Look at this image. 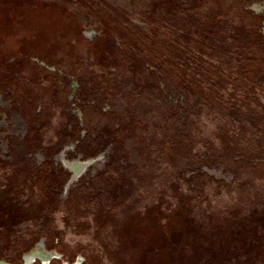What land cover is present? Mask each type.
<instances>
[{"label":"rangeland","instance_id":"374dc122","mask_svg":"<svg viewBox=\"0 0 264 264\" xmlns=\"http://www.w3.org/2000/svg\"><path fill=\"white\" fill-rule=\"evenodd\" d=\"M206 1L214 6V10L213 13L208 10L209 15H202L203 22L205 24L214 22L212 26L214 31L230 28L231 26L227 25L224 20L215 22L222 16L229 15L227 11L230 7L226 4L227 2L225 0ZM253 1L249 0L250 3ZM184 4V0H0V60L2 61L14 57L16 61L20 62L24 58L20 56L19 51L28 50L27 52L30 54H40L44 50L46 51L48 43L52 44L57 37L62 42L64 36L69 35L67 29L73 31V21L77 20L85 24L84 28L88 39H95L96 45L92 48L91 54L84 58V63L90 66L93 64L91 59L94 58L96 64H99L101 69L107 72L104 74L109 73L112 77L116 75L115 78L120 77L121 81L115 82L113 87L116 92L110 96L113 97L110 100H107L103 93H97L101 98L98 101L101 109L106 107L115 113L105 117H111L114 120L113 125L103 127L102 130L114 139L118 149L121 147L119 141L121 138H125V140L133 138L135 142L139 143L138 147L130 146V149L124 153L122 150H118V162H125L127 168L123 174V185L118 192L117 204L123 203L126 199H132L129 208L122 212L123 215H117L113 212L114 210L102 209L94 217L95 224L89 230L93 232L91 235L93 240L102 244L101 256L99 253L93 255V248H90L89 243L76 245L61 243L63 248L59 250H65L71 263L74 258L77 260L79 257L81 260L86 258V261L78 260L76 264H80V261L81 264H105V262L106 264H264V199L260 200L258 196H252L257 199L250 202V206L236 207L228 214L231 216L230 218L217 219L214 224L210 225H206L205 217H202L201 222L195 221L192 207L188 202H182L177 209L171 211L177 204V199L167 191L168 178L171 179L173 174L169 173L166 168L163 169V161L167 156L168 161L175 166L174 169L180 166L176 164L177 158H182L179 159L181 161L189 159L186 165H192L193 168L199 169L201 165H212L217 160L210 172L227 180H230L234 175L241 179L247 164L245 161H239L238 155H233L231 159L229 155L221 156L222 149L213 150L209 143H213L217 139L210 137L198 141L197 137L200 135V131L198 128L194 130L193 124L191 126L193 116L189 115L187 122L183 117L180 123L182 129L184 125H188L192 131L194 130L193 134H190L191 137L187 138L183 135V131L181 136L176 135L177 131H175L176 134L174 133V130L177 129L174 126L175 119L180 115L176 114L175 117L170 109L165 112V126L156 123L157 119L153 112L145 117L142 115V112L148 113L157 107L159 79H161V83L165 82L168 89L166 73L173 72L175 74L174 64L169 58V54L155 50L156 46L161 45L164 50H167V47L171 48L170 54L173 55L176 49H180L184 66L188 67L192 63H195L193 66H197L199 61L200 64L203 63L201 56L192 54L193 51L188 50V45L183 48V39L189 40L192 38L191 35H194L191 26L183 27L179 25L178 21L169 25L167 24L168 15L156 17L155 12L159 9L175 13V10L183 7ZM196 4H198L197 0H192L187 2V7H194ZM202 8L206 10V8ZM142 9L146 12L141 13ZM259 9L262 11L264 6H260ZM121 10L132 14L135 19L140 18L136 14L137 12L143 15L142 20L144 17L148 19L144 23L139 20L136 23L127 19ZM191 18L193 19V16ZM95 19L101 20L102 24H108L109 29L105 30L102 26H96L93 23ZM150 21H158L156 30L148 31L150 26L148 27L147 24ZM124 24L127 25L126 28ZM139 29L143 31L140 32ZM128 31L130 32L129 36L126 35ZM55 33L58 34L55 35ZM241 33L243 32L240 30ZM236 38L240 39L239 31ZM81 45L82 48L87 47L84 43ZM147 55H151V57L146 59ZM147 60L150 65L146 64ZM58 61L61 62V60ZM102 67L107 68V71ZM159 73L161 74L159 75ZM229 78L231 77L222 74L220 83H215L214 80L211 81L208 72L199 68V73H196L193 80L189 79L185 84L183 82L182 84L187 88L195 87L198 84L211 94H217L221 99L218 102L224 101L226 105H231L234 109H237L238 106L237 110L240 111L243 108L237 102L247 101L245 92L234 94L237 102L230 99L226 89ZM221 79L225 81L221 83ZM170 81L172 82V79ZM123 84L128 85L127 89H124ZM86 85L90 88L88 81ZM240 89L242 90V88ZM182 90H177V98L183 94ZM117 92L119 93L117 94ZM90 93L93 95L96 91L90 89ZM200 95L206 99L205 91H201ZM253 102L255 103V101ZM207 104L211 109L210 112L215 115L218 122H221V126L217 125L220 131L215 135L230 144L233 140L228 138L227 130L230 127L223 122L221 105L215 103L211 106L208 102ZM257 104L260 105L257 106L260 114L262 106ZM168 105L171 106V104ZM133 116L135 125L140 128H129L132 125L131 118ZM261 119H251V123L256 121L258 125L264 127V117L261 116ZM215 125L216 123L209 122L205 131L214 132L217 129ZM140 130L145 135L144 143L141 140ZM161 134H164V144L158 147L156 145L157 137ZM125 142L128 145V142ZM225 148L226 150L231 149L230 146ZM144 149L146 155L143 156V160L146 162L155 161V164H152L150 168H146L145 164L141 166V168L143 167L142 173H146L141 176L136 173L134 168ZM232 150H235L234 147ZM205 151L208 153L202 157H199L198 154H191ZM262 154L264 155V153ZM262 158L258 153L250 156L251 164L259 178H264V165L261 164L264 162V158ZM25 177L20 172H16L6 178L5 184L0 182V262L7 264H24L27 255L48 256L56 250L53 247L51 250L49 245H44L45 249L31 247L33 236L38 233L42 235L44 231L55 232L56 227L52 216L34 212V209L37 208L31 204V198L25 200L26 198L23 197L26 192H33L26 185L27 189L24 191L22 183H25L23 179ZM139 177H141L140 180H138ZM151 177L153 178L150 179ZM197 178L194 180L197 183L195 186L190 183L187 186L189 189L194 188L193 191L198 193L197 203L201 204L206 200H209V203L214 202L216 197L210 192L206 193L201 185L208 177L202 175ZM135 181H141L139 187H145L147 190L152 189L155 193L143 201L134 198ZM229 182L231 184V181L225 183L229 184ZM113 184L111 186L106 184V186L113 187ZM233 185H235V181L232 182ZM232 186L228 185V187ZM171 188L178 195L179 184H172ZM159 192L162 197H158ZM146 206L149 207L143 213L141 210ZM29 207L33 211L26 210ZM23 220L32 221V227H28L27 233H19L20 228L13 229V225ZM84 226H76L77 235L81 233L80 229H83L82 232H87L88 229H84ZM108 226L111 228L107 229ZM57 233L62 235L64 232L59 229ZM71 237L67 235L66 239L72 243L75 240H80V238ZM186 246L189 247V250L186 249ZM95 250L99 251L98 247L94 248V253ZM53 263L58 264L59 262Z\"/></svg>","mask_w":264,"mask_h":264},{"label":"flooded vegetation","instance_id":"af4514ba","mask_svg":"<svg viewBox=\"0 0 264 264\" xmlns=\"http://www.w3.org/2000/svg\"><path fill=\"white\" fill-rule=\"evenodd\" d=\"M191 1L184 0L183 7L177 8L175 13L192 12L191 17L193 16V19H191L203 25L205 31L203 36L205 38H210V40H213L214 37L222 39L221 43L218 44V47H221L214 50L213 53L211 52L210 60L213 62L221 57L225 62H228L230 60L228 58L229 50L224 47L225 33L234 30L237 35L239 31V40L245 42L246 47L249 45L245 51L249 52V58L244 59L242 62L239 61L237 65L226 63L225 66L218 67L224 71L230 68L234 69L237 72L234 79L236 82L240 81V78H244L247 71L252 72L254 74L252 84L262 87L264 79L261 73V63H259L260 59L257 58L261 56L259 53L260 48L264 47V9L261 11L258 8L264 6V0H254L251 3L246 0L247 2L243 3L245 10L261 19L258 24H254V26L246 24L242 19L236 17L229 19L222 16L215 22L224 20L232 29L230 27L218 31H214L212 28L214 22L205 24L201 19L202 15H209L208 10L213 13L214 6L206 0H197L198 4L194 7H187V2ZM200 5L202 6L200 7ZM237 22L240 23L238 27L235 24ZM240 30L243 33L240 34ZM85 31V28H83L82 33L85 38H88ZM213 32H219V34ZM197 38L195 35V41H197ZM89 40H93V38ZM162 49L164 48L162 47ZM27 51H19L20 56L24 58L20 62L16 61L14 57L0 60V182L5 184L6 178L16 172L25 175L26 177L23 178L25 183H22L24 191H26V187L33 191L24 194L25 200L31 198V204L37 208L34 209V212L52 216L56 229L64 232L59 235L55 229V232L44 231L42 235L38 233L31 238V247L45 249L44 245H49L51 250L52 247L59 250L63 248L61 245L63 242L67 245L89 243L90 248H93V255L99 253L101 256L100 248L102 244L97 240H93L94 238L91 236L93 232L89 228L94 226V217L99 214V210H114L113 212L117 215H123L122 212L129 208L132 199H126L123 203L117 204L118 192L122 188L123 174L127 168L125 162H118V150H122L124 153L127 149H130V146L138 147L139 145L133 138H129V140L121 138L119 141L122 148L118 149L114 139L102 130L103 127L113 125L114 120L111 117H105L115 113L112 109L106 107L101 109L98 103L101 98L97 93H103L107 100L113 98L110 97L116 92L113 86L115 82H121L120 77L115 78L116 75L112 77L109 73L104 74L107 72L100 69L99 64L95 68L87 66L83 58L84 50H78L75 59L68 60L63 57L61 62L58 61L59 58L51 55L30 54ZM67 51L66 53L69 54ZM175 51V74L173 72L166 73L168 89L165 82L161 83V79H159L157 107H154L148 113L142 112V115L145 117L153 112L157 119L156 123L165 126V112L170 109L175 117L176 114L180 115L179 118L175 119L174 126L177 129L174 130V133L177 131V134H175L181 136L183 131V135L190 138V134L197 130L195 128L205 130L202 126L204 122V125L208 127V120L206 116L204 117L206 114L200 113L202 110L201 107L199 108L201 99L202 102H208L211 106H213V103L200 95L202 87L198 84L191 88H187L182 84V82L185 84L189 79L193 80L196 73H199V69L193 65L184 66L181 61V50L176 49ZM192 51L193 49H191ZM255 60L258 61L259 66ZM147 64L150 65L148 60ZM102 68L107 71V68ZM214 68L216 67L213 63L201 67L209 75L213 72L212 70H215ZM81 78L82 80H80ZM170 79H172V82ZM87 81L90 83V88L86 85ZM127 86V84L124 85V89H127ZM90 89L95 90L96 93L91 95ZM180 89H183V94L177 98V90ZM168 104H171L172 107H169ZM201 114L203 119H200ZM189 115L194 117L191 120L193 121L191 123V126L193 124L194 127L193 131L188 125H184L183 129L181 128L180 123L183 117L187 122ZM131 120L130 129L140 128L135 125L134 116ZM129 128L127 130H130ZM140 131L141 140L144 143L145 135L142 130ZM125 141L128 142V145ZM163 144L164 134H161L157 137L156 145L160 147ZM176 148L178 149V147ZM145 155L144 149L137 166L134 168L136 173L141 176L146 174L142 173L143 167L141 168V166L145 164L146 168H150L152 164H155V161L146 162L143 160ZM188 161L185 162V167L181 171L183 175L190 178L197 172L198 168H193L192 165L187 166ZM214 164H203L200 166V170L203 167L202 171H208L209 174L221 179L217 174L210 172ZM229 174L231 175V173ZM233 177L230 180L226 178H222V180L225 182L232 181ZM140 179L141 177L138 180ZM112 183H114L113 187L106 186V184L111 186ZM140 184L141 181H135L134 183V198L143 201L149 198V189L139 187ZM194 184L191 181V185ZM148 207H144L141 211L144 213ZM26 210L33 211L30 207ZM77 225L81 227L85 225L83 228H87V232H82L83 229H80L81 233L79 232L80 234L77 235ZM28 227H32L31 220H23L13 225V229L20 228L19 233H27ZM110 228L111 226L107 227V229ZM67 235L68 237L72 236L71 238L74 239L80 238V240H75L72 243L66 239ZM60 236L63 240H60ZM96 243L97 245H95ZM96 247L100 252L95 250L94 253ZM56 250L48 256L27 255L24 264L35 262L36 264H55L53 262L76 264V261L81 260L79 257L77 260L74 258V260L72 259L73 263H71L65 250ZM47 260L48 262H45ZM81 261H86V258ZM0 264L7 263L0 262Z\"/></svg>","mask_w":264,"mask_h":264},{"label":"trees","instance_id":"16d2710c","mask_svg":"<svg viewBox=\"0 0 264 264\" xmlns=\"http://www.w3.org/2000/svg\"><path fill=\"white\" fill-rule=\"evenodd\" d=\"M225 2H227L226 4L229 5L230 7V9L228 8L229 15L225 17L229 19L236 17L237 19L238 18L242 19L244 22H246V24H251V25L258 24L259 21L261 20L257 15H251L248 10H245L243 8V3L247 2L246 0H225ZM121 11L123 12V14L125 15L127 19H130V21L136 22L137 20H139L144 23L146 22V19H148L147 17L146 18L144 17L142 20L143 15L141 13L146 12L143 9L141 10V13L135 12L137 15L140 16L139 19H135L134 17H132V14H129L125 12L124 10H121ZM155 13L157 14L156 15L157 18L158 16L160 17L162 15H168L167 24L169 25H172L173 23H176L178 21L179 25H182L183 27L191 26L193 28L194 35H191L193 36V38L189 40L183 39V48H185V45H188L187 48L190 52H191V49H193L192 54L202 57L203 63L201 62L202 64H200V61H199L197 62V66H194V67H197L199 69L202 66H208L212 63L215 65L216 67L214 68L215 70H212L213 72L210 73L211 81L214 80L215 83H220V77H222V74L223 76L231 77L229 78V81L226 86L227 93L230 96V99L235 100L237 102V99L234 98V94L236 92H245V97H246L245 99L247 101L240 100V102H237L239 106L243 108L240 111H238L237 110L238 106H237V109H234L231 105H226L224 101L218 102L221 99L217 96V94L213 95L207 89L202 88L201 90L205 91L206 93L205 95L206 99H208L213 104L218 103L221 105V109L223 110V117H222L223 122L224 124H228V127H230L228 129L229 131L227 130V135H228V138H231L233 141L230 143L231 144L230 145L229 142L226 141L227 142L226 143L221 137H218L217 135H215L216 133L220 131L218 129V126L219 125L221 126V122L220 121L218 122L215 115L210 112L211 109L208 108V104L204 102L199 103V108L201 107L202 109L200 113L206 114L204 115V117L206 116L208 123L209 122L216 123L215 126L217 129L214 132H209V133L206 132L205 130L202 131L199 129L200 135L197 137L198 141L199 139L200 140L207 139L210 137L217 139L213 141V143H209V146L213 150L222 149V151L220 152L221 156L225 157L226 155H229V157L232 159L233 155H238L239 161L242 160V161L247 162L244 175L242 176V178L245 179L244 181H242L243 180L242 178L240 179V177H238L239 178L238 179L237 175H234L233 180L231 181V184L230 182L229 184H227L224 182V180L211 176V174H209L207 171H201L199 168L195 174H193L190 178H188V176L183 175L181 171L185 167L186 160L181 161L179 159H182V158H177L176 164H179L180 166H177V168L175 169H174L175 166H173L168 161L167 159L168 156L163 161V165H164L163 169L166 168V170H168L169 173H173L171 179L168 178L167 176L169 180V184H168L169 187L167 191L170 195L176 196V199H177V204L173 206V209L171 211H174L175 209H177L181 205L182 202H188V204H190V206L192 207V210L194 213L193 218L195 219V221L201 222L203 220L202 217H205L207 220L206 225L214 224V222H216L217 219L223 220L224 218H230L231 216H228V214L232 212V210L236 209V207L250 206V202H253V200L257 199V197L254 199L252 198V196H258L260 200L264 199V178H259L257 176L256 171L253 168L251 164L252 162L250 160V156L255 155L256 153H258L259 156L264 158V155L262 154L264 153V127H262L261 125H258L256 121L251 123L252 121L251 119H255V118L261 119V116L262 118L264 117V84H262V87L254 86L252 84V80L254 79L253 78L254 74L248 71L244 74L245 75L244 78L242 77L239 79L240 81L236 82L234 79L236 76L235 74L237 72L234 69L230 68L229 70H225L226 71L225 72L223 69L219 68V67L225 66L226 63H230V65H237L239 61L242 62L244 61V59L246 60L249 58L248 57L249 52L248 51L245 52L246 48L249 45L246 47V45H244L245 42H242L241 40L236 38V32L234 30H229L227 34L225 33V37H224L225 38L224 47H227L229 50L228 58L230 60L228 62H225L221 57H219V59H215V61L212 62L210 60V54L211 52L213 53L214 50H217L218 48L221 47L220 45H219L220 47H218V44L221 43L222 39H217L216 37H214L213 40H210V38H205L203 36L204 35L203 33H205V31L203 30V25L200 24L198 21L191 20L192 12L191 13L186 12L184 14L183 13L181 14V12L180 13H173V12L163 13V10L159 9ZM93 23L96 26H102L105 30L109 29L108 24H105V23L102 24L101 20L99 19H95ZM157 24H158V21L157 22L150 21V23L147 24L148 27L150 26V29L148 31L156 30ZM235 24H236V27L240 26L239 22ZM84 25L85 24H82L81 22L77 20L73 21L72 22L73 31L65 28L67 29L69 35L66 37L64 36L63 40L61 39L62 42H60L59 38L57 37L56 39H54V42L52 44L48 43L46 47V51L44 50L43 52H41L42 55H46V56L51 55L53 57L59 58L60 60L63 57H66V59L68 60H72V59H75V56L78 53V50H81V51L84 50L83 58H87V56L91 54V52L93 51L92 48L96 45V40L95 39L89 40L88 38L84 37L82 33V29L85 27ZM124 26L125 28L127 27L126 24H124ZM138 31L142 32L143 30L141 31L139 29ZM60 33H65V32H60ZM129 33L130 32L128 31L126 35L129 36ZM195 33H196V37H198L196 39L197 41H195L194 39ZM213 33L219 34V32H213ZM57 34L55 33V35ZM83 43L87 47L82 48L81 44ZM161 47H162L161 45H158L156 46L155 50H158L159 52L164 51L168 53L170 56L169 58L172 59V62L174 64L175 57L172 53L170 54L171 48L169 49L167 47V50H164V49H161ZM260 49L261 50L259 51V53L261 56H259L257 59H260L259 63H261L260 65L261 73H262V76L264 77V47H261ZM66 51L69 52V54H67ZM92 56L94 57V55ZM150 57L151 55L150 56L147 55L146 59ZM251 58L254 59V57L252 56ZM91 60L93 64H91L90 66H93V68L97 67L95 59L92 58ZM181 61L183 62V59H181ZM256 62L259 66L258 61ZM85 64L87 65V63ZM194 64L192 63L191 65H194ZM223 80L224 79H221V83L223 82ZM240 88H242V90ZM210 96H212L213 98ZM253 101H255V103ZM256 102L261 104L262 106V110H260L261 111L260 114L258 113V110H257V106L259 107L260 105H258ZM261 113H263V115H261ZM202 114H201L200 119H203ZM245 120L246 122H244ZM204 124L205 122L203 123L202 126L206 128ZM227 146H230L231 149L226 150L225 147ZM232 147H234L235 150H232ZM207 153L208 152L205 151V152H197V153L193 152L191 154L192 155L198 154L199 157H202L206 155ZM187 156H189V153H187ZM222 160L223 162H225L224 159ZM261 164L264 165V162ZM176 171H179V172L177 173ZM202 175H205L208 177L207 180H204V182L201 183V185H203L204 191L206 193L210 192L212 195L216 197V200L212 203H209L210 201L206 200V201H203V203L198 204L197 203L198 193L196 191H193L194 188L192 189L187 188L189 183L191 185V181L195 183L194 184L195 186L197 183L194 180L195 179L197 180L198 179L197 177H200ZM234 181H235V185L232 186V182L234 183ZM172 184H179L178 195H176L174 191L172 190L171 188ZM228 185L232 187H228ZM153 193H155V191H152V189L148 191V195L150 196H152ZM158 197H162L160 192L158 194ZM218 199H221V200H218ZM186 249L189 250V247L186 246Z\"/></svg>","mask_w":264,"mask_h":264}]
</instances>
